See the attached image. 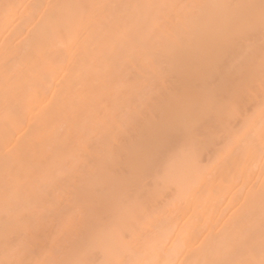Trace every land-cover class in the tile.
Returning a JSON list of instances; mask_svg holds the SVG:
<instances>
[{
	"label": "bare ground",
	"instance_id": "6f19581e",
	"mask_svg": "<svg viewBox=\"0 0 264 264\" xmlns=\"http://www.w3.org/2000/svg\"><path fill=\"white\" fill-rule=\"evenodd\" d=\"M0 264H264V0H0Z\"/></svg>",
	"mask_w": 264,
	"mask_h": 264
}]
</instances>
